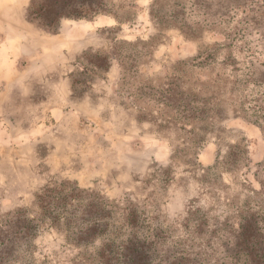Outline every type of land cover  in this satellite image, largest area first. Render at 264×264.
Segmentation results:
<instances>
[{
    "label": "rangeland",
    "instance_id": "374dc122",
    "mask_svg": "<svg viewBox=\"0 0 264 264\" xmlns=\"http://www.w3.org/2000/svg\"><path fill=\"white\" fill-rule=\"evenodd\" d=\"M73 2L0 0V264H264V0Z\"/></svg>",
    "mask_w": 264,
    "mask_h": 264
},
{
    "label": "trees",
    "instance_id": "16d2710c",
    "mask_svg": "<svg viewBox=\"0 0 264 264\" xmlns=\"http://www.w3.org/2000/svg\"><path fill=\"white\" fill-rule=\"evenodd\" d=\"M74 0L62 1L61 0H32V6H36L34 10L31 9V16L41 17L43 25L53 28L62 16L66 14L69 6H71ZM37 2V5H36ZM80 192L78 188H71L66 185H58L55 187L46 188V190L39 196H37V208H41L43 212L52 211L55 216L51 217L52 223L62 219L64 215L65 220L68 223V216H72L73 213L70 211L73 205L72 201L77 200ZM86 214V211H85ZM86 219V220H85ZM101 218H97L93 222L95 227L97 224H101ZM83 221L92 223V218H84ZM132 220H128L127 224L132 225ZM70 227V226H69ZM93 227V228H94ZM93 230L92 227L88 229Z\"/></svg>",
    "mask_w": 264,
    "mask_h": 264
}]
</instances>
